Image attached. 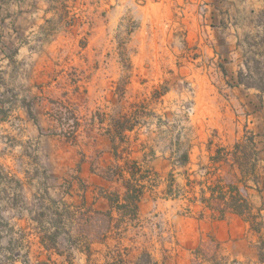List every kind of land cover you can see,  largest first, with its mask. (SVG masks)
Wrapping results in <instances>:
<instances>
[{
	"label": "rangeland",
	"instance_id": "1",
	"mask_svg": "<svg viewBox=\"0 0 264 264\" xmlns=\"http://www.w3.org/2000/svg\"><path fill=\"white\" fill-rule=\"evenodd\" d=\"M55 6L61 27L51 42L31 37L32 52L10 60L2 50H15L21 35H0V264H135L144 251L159 264H243V255L256 262L258 251L241 241L261 248L264 237L247 233L240 220L202 212L199 199L202 189L211 194L209 185L228 190L252 175V157L243 174L217 158L216 145L209 148L205 119L213 110L205 90L217 87L230 100L239 72L246 87L264 83V0ZM262 92L232 105L230 125L239 137L264 132ZM119 116L135 126L123 141L132 148L117 139L116 156L107 130ZM218 135L213 129L220 143ZM144 143L149 151L156 146L154 170L147 161L153 157L140 153ZM191 144L190 162L181 167ZM229 150L233 160L238 152ZM123 153L127 159L118 161ZM133 161L138 176L156 186L144 199L150 207L144 215L139 208L112 212L102 195L120 193L122 182L109 167L127 169ZM172 179L176 198L165 190ZM57 226L56 242L44 244Z\"/></svg>",
	"mask_w": 264,
	"mask_h": 264
},
{
	"label": "crops",
	"instance_id": "2",
	"mask_svg": "<svg viewBox=\"0 0 264 264\" xmlns=\"http://www.w3.org/2000/svg\"><path fill=\"white\" fill-rule=\"evenodd\" d=\"M56 0H0V35L1 38H4V34H20L18 38V43H17V48L15 50H2L4 55H7V57L11 60L13 59L17 54H20V52H25L29 53L32 52V47H31V37H34L35 39H38L39 42L42 43H49L52 41L54 37H56V33L61 27V24H59V21L57 19V8L55 6ZM48 24H50L48 26ZM106 25V23H105ZM8 49V48H7ZM243 65V62L242 64ZM231 78L235 79L237 78V71L232 69L231 71ZM226 77H229L227 74ZM206 93L208 95L205 96V99L207 101V107H212L213 112L206 117V122H205V129H206V141L208 142L209 148L212 147L213 145H216L217 147V154H218V149L219 148H225L227 152H229L230 148L233 146L235 147V144L239 141L246 142L247 137H239L240 132L238 133L234 131L232 126L230 125L231 122V117H232V112L233 109L232 105H236L240 101H244L246 99H253L254 93H261V90L256 88V87H246L245 84L239 83L237 86L233 88L232 96H230V100H226L223 95H221L220 90H218L217 87H207L206 88ZM214 93V95H211ZM261 102H262V109L261 111L263 112L262 116H264V92H262L261 96ZM263 119V118H262ZM80 121V118H79ZM264 123V120H262ZM229 124V125H228ZM213 129H218V139L220 143L216 142L214 138H211V132ZM134 130V129H133ZM131 130V131H133ZM128 132V131H127ZM254 140L257 145V150H258V155L257 157H253L254 164L252 165V168L249 172L252 173V175H244L242 182L243 186H241L239 183L238 187L240 188V191L242 194L245 195V197L249 200V202L252 205V209L255 210H261V212L264 211V132L263 131H254ZM228 134V135H227ZM229 139H227V137ZM237 137V138H236ZM130 138V137H129ZM224 139V140H222ZM233 143L232 145H229ZM122 145H127L128 150L129 148H132L133 142L127 140V142H123ZM141 145V144H140ZM148 144L144 143L143 146L140 148V153L143 158L148 159V155H151L153 157L152 160H147L148 163L151 164V169L154 170V165L158 164L159 162V157L155 156V148L156 146L153 144L150 145L149 149L152 151V154L147 148ZM191 147L187 150L189 154V161L187 163H182L180 166L185 167L187 164L190 162V149ZM229 150V151H228ZM114 152V151H113ZM242 150L240 149L237 153V156L242 157ZM229 154V153H228ZM227 157L224 159L227 163L229 162V165L233 168V171H240L241 173L243 172V168L239 167V164L235 161V158L233 160L230 159V157ZM232 154H234V150H232ZM124 155V153H123ZM127 156L119 157L117 158L118 161L120 160H126ZM215 157V156H214ZM138 164L141 165L140 161H138ZM165 164V162H164ZM178 166V165H177ZM112 167V166H111ZM123 167V166H122ZM246 171L243 172V174ZM170 173H173L170 171ZM130 176V173L124 169V177L128 178ZM174 176V175H173ZM121 180V185L122 189L120 190V197L121 200H123V196L126 193V186L124 184V181L122 178ZM146 183V188L143 197L141 198L139 202V212L144 215L148 211V207H150L149 203H144V199L146 197V194L148 191L154 192L156 191L155 188L156 186L148 184V180H144ZM169 184H167V188L165 189L166 191L169 189ZM234 184V182L230 183ZM175 183H173V186ZM245 190V191H244ZM107 192V190H105ZM104 192V193H105ZM246 192V193H245ZM103 203L105 206H108V209L112 210V212H115V207L111 205L109 202L108 198L105 195H102ZM252 196H257L259 197V204H255L252 200ZM158 198L155 199V201ZM202 204V203H201ZM202 212L205 213V211L208 209L212 211L211 209L205 207L202 204ZM259 212V211H258ZM213 215V211L211 212ZM264 213V212H263ZM228 216L229 218L233 220H240L243 225L247 228V233H250L252 235L255 234L257 237H264V224L263 227L261 228L260 231L255 230L251 228V223L247 221L245 218H243L241 215L232 212V211H227L226 215L223 217L225 218ZM259 220L264 221V214L259 215ZM231 233L232 236H235V229L231 228ZM231 240V239H230ZM233 242V239L231 240ZM230 241V242H231ZM240 242V241H239ZM244 245H246L251 251L253 252L254 250L258 251V260L255 262L254 260H250L246 255H243L245 258V262L243 264H261L260 260V247L255 244V242H252L250 240H242L241 241ZM227 244V243H226ZM258 248V249H257ZM239 254H236L232 252L230 255L232 258L234 256L238 257Z\"/></svg>",
	"mask_w": 264,
	"mask_h": 264
},
{
	"label": "trees",
	"instance_id": "3",
	"mask_svg": "<svg viewBox=\"0 0 264 264\" xmlns=\"http://www.w3.org/2000/svg\"><path fill=\"white\" fill-rule=\"evenodd\" d=\"M239 83H243L248 86V84L245 82V79L243 77V72H239ZM261 91L264 92V83L257 86ZM58 101V100H56ZM31 115H33V112L31 110ZM79 126V119L75 121V124L72 125L73 128H77ZM135 124L131 122L126 116H119L113 118V123L109 126L108 132L112 136L113 140V150L116 156H118V148H117V139H119L120 142H123L125 137V133L127 130H133ZM72 128V129H73ZM55 133L56 130H54ZM76 131L73 129L70 132H64V135L68 133L70 135L71 133H75ZM247 148H250L252 150L251 155L247 154L246 150ZM235 149L238 152L240 149L243 152V156H236L235 161L239 164V167L242 170V167L245 163L248 161V157H257L258 150L257 145L254 140V136H251L247 138L246 142L239 141L235 144ZM225 148H219L218 149V159H225L227 157L226 154H224ZM189 161V154L186 151L182 155V161L180 163H187ZM132 166H129L126 170L130 173V176L128 178L124 177V169L120 168V170L117 171V169H113L112 167H109V172L112 175H117L118 178H122L124 181V184L126 186V193L123 196V200H121L120 194L118 193H110L107 194V198L111 205L119 209L120 211L125 212H131L132 214H136L139 208V202L141 198L144 195L146 183L144 180H146L147 176L141 175L138 176L136 170H134V165H137L136 161L132 162ZM171 177H173V173H170ZM173 181L169 184V189L167 190V194L172 197H178L176 194V191L174 190ZM191 183V181H189ZM211 194L209 196H206V189H202V195L200 197V202L207 208L211 209L213 211V214H217L219 217H224L226 215L227 211L235 212L241 216H244L247 221L251 223V228L260 231L263 227L264 221L257 220L258 216L260 214H253L252 213V205L249 202V200L241 193L240 188L236 184H228V190L225 189L224 185L221 184H214L209 185L207 188ZM187 191V190H186ZM189 191V190H188ZM180 193V189H179ZM198 200V198L196 197ZM192 201L191 203H193ZM53 203H57L56 201H53ZM189 204L186 209L189 211L190 208ZM63 213H59L60 216H62ZM61 221V220H60ZM54 232L50 233L47 238H43V243L46 244V241H52L56 242L58 235L60 233V228L57 226ZM3 238V235L0 234V243L1 239ZM47 245V244H46ZM48 247V246H47ZM264 241L263 245L261 246V252H260V260L261 264H264ZM122 261V260H121ZM238 263V262H237ZM111 264H117L116 262H111ZM135 264H159L157 260H154L151 254L148 251H144L138 258L137 262ZM240 264V263H238Z\"/></svg>",
	"mask_w": 264,
	"mask_h": 264
}]
</instances>
